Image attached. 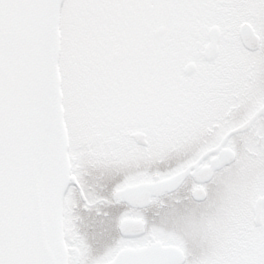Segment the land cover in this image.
<instances>
[{
  "label": "snow or ice",
  "instance_id": "6c2138e0",
  "mask_svg": "<svg viewBox=\"0 0 264 264\" xmlns=\"http://www.w3.org/2000/svg\"><path fill=\"white\" fill-rule=\"evenodd\" d=\"M0 264H264V0H0Z\"/></svg>",
  "mask_w": 264,
  "mask_h": 264
}]
</instances>
